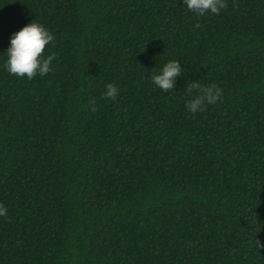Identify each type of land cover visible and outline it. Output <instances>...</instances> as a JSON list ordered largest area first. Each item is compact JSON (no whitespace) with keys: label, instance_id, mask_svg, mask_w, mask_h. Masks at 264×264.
<instances>
[{"label":"trees","instance_id":"obj_1","mask_svg":"<svg viewBox=\"0 0 264 264\" xmlns=\"http://www.w3.org/2000/svg\"><path fill=\"white\" fill-rule=\"evenodd\" d=\"M225 2L0 0V53L55 37L44 77L0 59V264H264V0ZM191 82L221 99L191 114Z\"/></svg>","mask_w":264,"mask_h":264},{"label":"clouds","instance_id":"obj_2","mask_svg":"<svg viewBox=\"0 0 264 264\" xmlns=\"http://www.w3.org/2000/svg\"><path fill=\"white\" fill-rule=\"evenodd\" d=\"M183 5L188 11L201 17L207 14L219 15L227 7L225 0H183ZM54 40V35L43 24L34 20L26 24L11 35L7 49L0 53L4 70L9 75L28 80L48 75L52 72V61L55 59L54 54H49ZM46 46L48 52L45 51ZM182 71V64L178 60H170L151 76V82L163 92L174 91ZM105 89L103 95L106 99L114 101L119 95V90L113 83L107 84ZM193 90H197V94L185 105L191 114L217 103L222 96V90L215 84L201 86L198 82H191L187 91L192 93ZM6 214V206L0 204V216Z\"/></svg>","mask_w":264,"mask_h":264}]
</instances>
